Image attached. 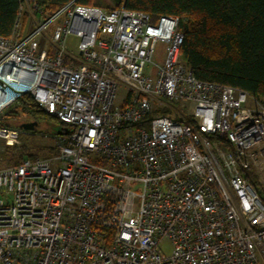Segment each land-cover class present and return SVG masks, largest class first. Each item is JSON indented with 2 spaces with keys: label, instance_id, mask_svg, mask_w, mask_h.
<instances>
[{
  "label": "built area",
  "instance_id": "2783aa9c",
  "mask_svg": "<svg viewBox=\"0 0 264 264\" xmlns=\"http://www.w3.org/2000/svg\"><path fill=\"white\" fill-rule=\"evenodd\" d=\"M179 23L21 2L0 37V114L31 95L71 131L55 156L0 169V264H264V105L197 79Z\"/></svg>",
  "mask_w": 264,
  "mask_h": 264
},
{
  "label": "trees",
  "instance_id": "16d2710c",
  "mask_svg": "<svg viewBox=\"0 0 264 264\" xmlns=\"http://www.w3.org/2000/svg\"><path fill=\"white\" fill-rule=\"evenodd\" d=\"M22 1L0 0V37L8 38L14 33ZM28 1L53 15L72 0ZM110 2L112 5L103 9L140 11L148 14L152 21H157L161 16L179 18L178 29L184 36L181 58L191 68L194 76L201 81L243 90L264 105V0ZM77 4L101 7L96 0H77ZM22 23V32L26 34L28 15L24 16ZM20 113L34 117L37 121H50L55 138L65 135L66 130L71 131L41 109L31 95H24L17 101L10 120L16 121ZM6 120L0 121V127L16 128ZM38 156V153H32L29 148L24 147L21 154L11 156L9 167H18L25 160L35 162L40 160ZM244 177L252 185H257L252 174L245 173Z\"/></svg>",
  "mask_w": 264,
  "mask_h": 264
},
{
  "label": "rangeland",
  "instance_id": "374dc122",
  "mask_svg": "<svg viewBox=\"0 0 264 264\" xmlns=\"http://www.w3.org/2000/svg\"><path fill=\"white\" fill-rule=\"evenodd\" d=\"M98 2L97 5L101 6L102 8H107L108 6H111L110 0H96ZM53 29V26H51L48 30L50 33ZM78 39H75L74 37H70L68 39V52L73 57H79V53L77 51V44ZM43 43H46L43 41ZM165 45L159 43L157 45V54L154 58L155 61L162 63V57L164 53ZM68 62H72L76 64L75 61L69 60ZM123 94L121 93L119 98H121ZM15 110V106L11 108H7L2 111L0 114V121L6 120L10 117V115H13V112ZM17 111V109H16ZM6 122L10 125H12L13 129H17L20 131V137H19V144H15L12 147H8L5 145V142L0 139V169L2 168H9V161L11 156H18L21 154L22 149L24 147L29 148L32 153H38L39 159H48L56 154H58V144H57V138L52 134L53 128L50 121H41L35 119L34 117L25 115L20 113L19 117L16 121L6 120ZM28 126L27 128H22L23 126ZM29 127H34V129L30 130ZM2 128V127H1ZM21 129V130H20ZM33 130L35 132H33ZM55 149V151H53ZM94 164H98L96 161H93ZM256 180L258 177H256L254 174H252ZM161 249L163 253L169 255L172 252V246L168 243H164L161 246Z\"/></svg>",
  "mask_w": 264,
  "mask_h": 264
},
{
  "label": "water",
  "instance_id": "95a60500",
  "mask_svg": "<svg viewBox=\"0 0 264 264\" xmlns=\"http://www.w3.org/2000/svg\"><path fill=\"white\" fill-rule=\"evenodd\" d=\"M22 128H26L25 126H23ZM30 130L34 129V127H29ZM70 131L69 130H66L65 131V134H68Z\"/></svg>",
  "mask_w": 264,
  "mask_h": 264
},
{
  "label": "flooded vegetation",
  "instance_id": "af4514ba",
  "mask_svg": "<svg viewBox=\"0 0 264 264\" xmlns=\"http://www.w3.org/2000/svg\"><path fill=\"white\" fill-rule=\"evenodd\" d=\"M25 127L27 128L28 126L25 125Z\"/></svg>",
  "mask_w": 264,
  "mask_h": 264
}]
</instances>
